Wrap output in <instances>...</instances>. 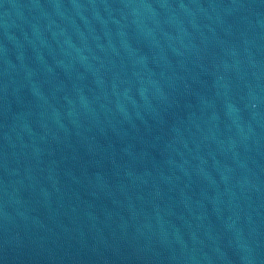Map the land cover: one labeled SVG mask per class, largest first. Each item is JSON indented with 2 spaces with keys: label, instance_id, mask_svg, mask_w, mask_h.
<instances>
[{
  "label": "water",
  "instance_id": "obj_1",
  "mask_svg": "<svg viewBox=\"0 0 264 264\" xmlns=\"http://www.w3.org/2000/svg\"><path fill=\"white\" fill-rule=\"evenodd\" d=\"M0 264H264V0H0Z\"/></svg>",
  "mask_w": 264,
  "mask_h": 264
}]
</instances>
